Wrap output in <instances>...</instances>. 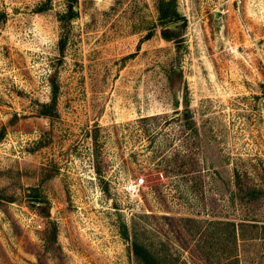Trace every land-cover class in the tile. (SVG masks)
I'll list each match as a JSON object with an SVG mask.
<instances>
[{"label": "rangeland", "instance_id": "rangeland-1", "mask_svg": "<svg viewBox=\"0 0 264 264\" xmlns=\"http://www.w3.org/2000/svg\"><path fill=\"white\" fill-rule=\"evenodd\" d=\"M160 2L0 0V264H264V0Z\"/></svg>", "mask_w": 264, "mask_h": 264}, {"label": "trees", "instance_id": "trees-1", "mask_svg": "<svg viewBox=\"0 0 264 264\" xmlns=\"http://www.w3.org/2000/svg\"><path fill=\"white\" fill-rule=\"evenodd\" d=\"M70 11L73 13V7H70ZM159 21L160 25L163 26V36L166 40L175 41L180 43L181 36H173L169 33L174 32L176 29L185 28L186 26V18L183 17L176 8L175 0L164 1L161 0L159 4ZM181 22V24H179ZM169 27H174L173 29ZM149 37V36H147ZM57 101V89L53 88V98L51 104H45L42 107L45 109L43 115H49L48 111H54L56 107ZM134 255L139 264H157V259L155 256L144 246L135 243L133 245ZM224 264H238V260L236 258H231L227 260Z\"/></svg>", "mask_w": 264, "mask_h": 264}, {"label": "built area", "instance_id": "built-area-1", "mask_svg": "<svg viewBox=\"0 0 264 264\" xmlns=\"http://www.w3.org/2000/svg\"><path fill=\"white\" fill-rule=\"evenodd\" d=\"M144 185V179H135L133 182L125 187V191L130 194H137Z\"/></svg>", "mask_w": 264, "mask_h": 264}]
</instances>
